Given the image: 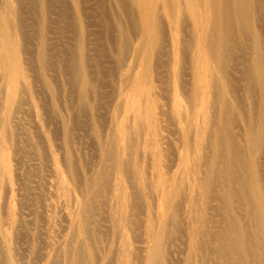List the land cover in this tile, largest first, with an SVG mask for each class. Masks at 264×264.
Here are the masks:
<instances>
[{
    "label": "bare ground",
    "instance_id": "6f19581e",
    "mask_svg": "<svg viewBox=\"0 0 264 264\" xmlns=\"http://www.w3.org/2000/svg\"><path fill=\"white\" fill-rule=\"evenodd\" d=\"M86 1L64 0L59 4L58 0H0V180L11 185L12 177L18 176H12L8 167L9 151L11 157L38 160L37 164L22 163L25 176L19 183L21 189H17L23 190L18 201L23 207L27 195L32 194L30 178L41 177L48 167L51 181L40 185L45 193L37 203L55 199L49 203L53 214L46 219L51 232H56L53 217L60 212L70 223L66 264H165L168 255L163 246L173 240L172 232L181 228L191 247L189 264H264V0H109L113 21V26L108 21L113 33L112 41H108L112 44L110 61L102 60L104 55L98 47L92 54L95 47L90 49L91 42L88 44L92 34L86 20L93 16L88 12L93 6L89 3L90 8ZM102 5L100 8H107ZM27 7L36 8L39 23V35L32 43L36 66L28 57L34 56L26 44L29 26L26 31L23 28ZM104 13L101 19L96 17L107 23L109 18ZM49 33L54 37L49 38ZM65 38L68 43L70 39V46L61 44ZM105 61L111 70L103 69ZM57 74L64 78L67 103L60 99L63 96L61 85H56ZM102 76L111 78L109 83L105 85ZM106 86L111 88L107 92L110 94L101 90ZM110 107L113 112L109 114ZM103 110L110 115L108 132H100L101 122L95 134L90 130L93 136L89 135V146L95 152L78 164L79 156L71 144L79 138L72 136V130L76 125L83 129L84 124L87 129L88 122L83 119L89 116L87 121L97 112L104 116ZM48 111L54 117L52 121ZM28 117L37 127L34 132H27ZM18 125L22 130L15 129ZM47 125L58 126L56 131L64 135L60 163L47 141ZM169 129L181 139L178 160L184 161L181 173L171 178L166 176L175 168L174 163H160L158 151L144 149L158 147L161 141L169 144L170 136L165 134ZM56 131H52L55 137ZM25 135L28 145H19L18 138ZM29 146H41L45 152L30 151ZM143 159L159 173L144 170ZM189 159L192 165L187 164ZM160 167H166V172ZM154 177H158V185ZM8 184L0 183V191L4 190L3 202L14 221L15 214L21 217V212L12 207L13 189ZM150 194L153 200H160L161 206L175 212L169 215L166 211L165 216L161 211L158 216L147 208L142 213L144 195L150 198ZM180 208L185 210L186 228L179 222ZM100 210L112 222V243L101 240L98 234L103 232L98 221ZM210 211L215 212L212 226L207 216ZM141 213L146 216L144 221ZM1 221L0 216V262L13 264L9 246L12 240H20L19 233L9 237ZM19 222L25 220L21 217ZM141 225L146 229L142 240L145 245L134 252L132 241L138 240L135 233ZM124 226L132 232L130 239L121 230ZM41 234L35 237L39 253L46 241ZM105 243L107 250L100 252L98 248ZM114 244L116 252L111 249ZM198 252L201 254L196 259ZM42 255L48 264H57L56 258Z\"/></svg>",
    "mask_w": 264,
    "mask_h": 264
},
{
    "label": "rangeland",
    "instance_id": "374dc122",
    "mask_svg": "<svg viewBox=\"0 0 264 264\" xmlns=\"http://www.w3.org/2000/svg\"><path fill=\"white\" fill-rule=\"evenodd\" d=\"M60 3L59 4H61V2L62 1H64V0H58ZM94 1V2H93ZM101 1H104L103 3H105V4H103V5H105V6H107V8H105L102 4H101ZM130 1V0H129ZM132 1V0H131ZM99 2H100V4H99ZM89 3H91V5L94 7H92ZM95 3V4H94ZM86 4L87 5H90V8L91 9H88V12H90L89 13V15H93L92 17H90V18H87V20L86 21H88V22H86V27H87V29L89 30V32H90V34H92V35H89V37L88 38H90V40L89 39H87L89 42H88V44H90V42H91V44H90V49H93L92 47H98V49H99V52H100V54H102V56H103V58H102V60H104V59H106V60H108V61H110L111 59H112V47H110V46H112V44H110L108 41H112V35H113V33H112V30H110V29H108L111 25V23H112V26H113V21H112V17H111V11H112V9H111V7L109 6V0H97V3L95 2V0H87L86 1ZM94 4V5H93ZM98 4V5H97ZM99 5H102L103 6V8H104V10H105V13H104V10H103V8H100V6ZM97 6V7H96ZM89 7V6H88ZM33 8V7H32ZM31 8V10H30V7H29V9H28V7H27V12H26V8H25V14H28V15H25L24 13H23V18H24V20H23V28H24V30L26 31V29L28 28L27 26H29V28L27 29V32H25V34H26V36L28 37H26V44H27V42L29 43V44H27V46H29V49H28V51H29V54L30 53H32V54H30V55H34L33 53H34V48H35V43H36V40H37V36L39 35V33H38V30H39V23H38V19H37V10H36V8L35 9H32ZM100 8V9H99ZM103 10V11H102ZM106 10L108 11V12H106ZM135 10H136V8H135ZM162 10H163V12L165 13V14H167L166 13V10H167V8L165 7V6H162ZM29 11V12H28ZM97 11V12H96ZM36 12V13H35ZM104 13V15L106 16L107 15V17H106V19H108L107 20V23L106 22H102L101 20V22L99 21V18L101 19V16L103 15V13ZM92 13V14H91ZM93 13H95V14H93ZM97 13H99V14H97ZM107 13V14H106ZM31 14H33L32 15V17L30 18V16H31ZM99 15V16H98ZM101 15V16H100ZM28 16V17H27ZM53 16V15H52ZM96 16H98V17H96ZM109 16V17H108ZM26 17H27V19H26ZM54 17V16H53ZM31 20H30V19ZM35 18V19H34ZM111 18V19H110ZM29 20V21H28ZM36 21V23H34V22H31V21ZM97 20H98V22H97ZM109 20H111L110 22L111 23H109L108 24V21ZM126 21H129V19H127ZM92 22V23H91ZM87 23H89V25L91 24V26H89V25H87ZM94 23V24H93ZM128 23L129 22H127V25H128ZM30 24V25H29ZM92 24H93V26L94 25H97V26H92ZM27 25V26H26ZM34 25V26H33ZM107 25H109V26H107ZM129 25H130V23H129ZM55 26H57V23H55ZM99 26H101L100 28H99ZM105 28H104V27ZM34 27H37V28H34ZM23 28H22V31H23ZM31 28H33V30L31 29ZM98 28V29H97ZM101 28H103V31H102V29ZM31 29V30H30ZM35 29H36V32H35ZM91 29H94L95 30V32L93 31V30H91ZM98 31H97V30ZM108 29V30H107ZM112 29V28H111ZM28 30H30V31H28ZM57 30V29H56ZM92 32H91V31ZM99 30H101V31H99ZM108 31H110L109 33H108ZM34 35H32V34ZM94 33H96V34H98V35H94ZM110 33H112V34H110ZM68 34V33H67ZM107 34V35H106ZM31 35V36H30ZM49 38H51V37H54V35L53 34H51V33H49ZM69 36H70V34H69ZM94 36V37H93ZM96 36H98L99 37V39H97L98 37H96ZM108 36H111V37H108ZM91 37H92V40H91ZM96 37V38H95ZM104 39H103V38ZM105 37H107V38H105ZM100 38H102V39H100ZM111 39V40H108V39ZM94 39V40H93ZM97 39V40H96ZM65 40H67V42L65 41ZM65 40H64V43L62 42L61 44H63L64 46H70L69 44H70V39H69V43H68V39H66L65 38ZM96 40V41H95ZM99 40V41H98ZM105 40V41H104ZM25 41V40H24ZM56 41H58V42H61L60 40H57V38H56ZM92 41H93V43H92ZM95 41V42H94ZM150 41V38L148 39V41H147V44H148V42ZM106 42V43H105ZM32 43H34V44H32ZM106 44V46L108 47H106L105 46V44L103 45L104 46V48H103V46L102 45H100V44ZM60 44V45H61ZM94 46H93V45ZM146 44V45H147ZM31 45V46H30ZM62 45V46H63ZM95 45H97V46H95ZM98 45H100V46H98ZM61 46V47H62ZM63 46V47H64ZM102 46V47H101ZM101 47V48H100ZM65 48V47H64ZM93 49L94 51L92 52V54H95V52L97 51L98 52V49L96 48V49ZM103 48V49H102ZM102 49V50H101ZM101 50V51H100ZM107 51V53L105 52V51ZM33 51V52H32ZM105 52V54H107L108 55V57H105V56H107V55H105L103 52ZM146 51L144 50V53H145ZM55 52H53L52 54H54ZM62 55V54H61ZM64 55V57H65V54H63ZM93 56V55H92ZM28 57L29 58H31V62L32 63H35V55L34 56H29L28 55ZM34 57V58H33ZM108 58V59H107ZM32 59H33V61H32ZM52 59L54 60V61H56V58L54 57V56H52ZM107 61H105L104 63H103V69H108V70H106V71H109V70H111L110 68H107L108 66H110V64L108 63ZM107 64V65H106ZM34 65V64H33ZM35 66H36V63H35ZM34 66V69H36V70H34L35 72L36 71H38L37 73H36V75H38L39 76V78H40V71H39V69L37 68V67H35ZM106 66V67H105ZM59 68V67H58ZM58 68H57V71H58ZM153 69V68H152ZM34 71H31L32 73L34 72ZM105 71V70H104ZM50 73H54V72H50ZM235 74L236 75H238L236 72H235ZM37 76V77H38ZM239 76V75H238ZM37 77H36V79H37ZM57 77V78H56ZM56 77H54V79L55 80H57V82H59V83H56V81H55V83H56V85H58L59 84V86L58 87H60V85H61V87L59 88L61 91H62V96H63V98H61L60 97V99L62 100V101H64L65 103H67L68 102V100H66V99H68V97H67V95H66V93H64V78H63V76L61 75V74H59V76H58V74L56 75ZM103 78H101V81L103 80V81H105V85L107 84V83H109L108 82V80H110L108 77H106L105 78V76H102ZM154 77V76H153ZM108 78V79H107ZM41 79V78H40ZM58 79H59V81H58ZM105 79V80H104ZM39 80H37V85H38V83L40 84V82H38ZM107 81V82H106ZM61 82V83H60ZM114 84V83H113ZM153 84H155V85H159V82H156L155 83V81H154V83ZM104 86V85H103ZM109 86V85H108ZM108 86H106V87H104V89H101L102 91H104L105 92V90H106V94H110V93H107L108 91H109V89H111L110 87H109V89H108ZM112 87V86H111ZM113 88V87H112ZM110 92V91H109ZM57 97V96H56ZM49 99V97L47 98V101H49L48 100ZM106 99H108L107 97H106ZM69 104V103H68ZM28 110V109H27ZM106 110H108V109H106ZM108 111H110L109 112V114L110 113H112L113 112V110H112V108L110 107L109 108V110ZM29 112H30V110H29ZM51 112V111H50ZM103 113H104V116L101 114L100 115V112H97V115H98V113H99V118H101V116H102V119L104 120V119H106V122H102L98 117H97V115H94L93 117L92 116H90V119H88L87 121H86V118H89V116L88 117H86L85 119H83L84 120V122L86 123V122H88V123H86V127H87V129L85 128V124H84V128L82 129L81 127H78L77 125L76 126H74V128H73V130H72V136H74L75 137V135H76V137H78L79 139H74L73 141V143L71 144V146H72V148H75L76 149V155L77 156H79V157H77V161H78V164L82 161L83 162V160H86V158H88L89 156H93L92 155V153H94L95 152V149H92L91 148V146L92 145H90L89 146V143L90 144H92V140L90 139V137H89V135L91 134H95V129H100L99 127H100V122L102 123L101 125H102V127H101V133L102 134H104L103 133V131H106V133L108 132V130H107V127H108V123H109V119H110V115H106V111H102ZM48 119L49 120H51L52 121V119H54V117L49 113V111H48ZM97 118V119H96ZM107 118H108V120H107ZM100 120V121H99ZM96 121H99V125L97 124L98 122H96ZM94 122V123H93ZM87 124H90V126L89 125H87ZM92 124V125H91ZM106 124V126H105V128H104V126L103 125H105ZM26 125V127L28 128V130H27V132H29V129L32 131V132H34L35 130H37V127H34V123H32V121H31V119L28 117V121H27V123L25 124ZM58 125V124H57ZM36 126V125H35ZM60 126V125H59ZM71 126V124L69 125V127ZM92 126H94V127H92ZM166 126H168L171 130L172 129H175V127H173L172 125H167L166 124ZM34 127V128H33ZM53 127H55L54 125H47V126H45V128H44V130H45V134H46V137H47V141H48V143H49V145H50V147H51V149H52V152H53V157L57 160V162H61V159H62V157L61 156H63V152H62V150H61V146H62V144H63V141H64V135H63V133H61V131H60V133H58L56 130H59V129H57V127L58 126H56V128H53ZM61 127V126H60ZM76 127L78 128V129H76ZM26 128V129H27ZM89 128V129H88ZM15 129L16 130H22L21 129V126L20 125H18V127L16 126L15 127ZM52 129H54V130H52ZM105 129V130H104ZM169 129V131H166L165 132V134L167 135V136H170L169 138H170V142H169V144H167V143H165V142H163L162 143V141L159 143V145H158V147H156V146H154V148L153 147H151V146H145L144 147V149L146 148L147 150H149V151H151V152H155V151H158L159 152V156H158V161L160 160V163H163V164H170V163H174V165H175V168L174 169H172L171 170V172H169L168 173V175L166 176V177H168V178H171V177H173V176H177V175H179L180 173H181V170H182V167L184 166V164H183V162L184 161H182V160H178V155L180 154V152L182 151L181 149H180V144H179V142L181 141V139H179V137H178V135L176 134V133H173L174 131H172V133H170V130ZM61 130V129H60ZM93 132H91V131ZM103 130V131H102ZM167 130H168V128H167ZM52 131H56V133H57V135L58 136H54V134H52L53 132ZM77 132V133H76ZM86 132V133H85ZM90 132V133H89ZM168 132V133H167ZM89 133V134H88ZM88 136H87V135ZM171 134V135H170ZM173 134V135H172ZM63 135V136H62ZM85 135V136H84ZM93 136V135H92ZM26 137H27V135H25L24 137H19L18 138V144L19 145H28L27 143H26ZM57 138V139H55V138ZM22 138V139H21ZM171 138H172V140H171ZM177 139H178V141H177ZM83 140H85L84 142H83ZM91 140V141H90ZM90 141V142H89ZM83 142V143H82ZM14 143V142H13ZM26 143V144H25ZM55 143V144H54ZM57 143H58V145H57ZM88 143V144H87ZM170 143H171V145H170ZM181 143V142H180ZM14 144H17V141L14 143ZM171 147H170V146ZM59 146V147H58ZM163 146H165V150H163L164 149V147ZM30 147V146H29ZM83 147V148H82ZM31 149V150H30ZM30 151H35V150H39V152H41V154H43L44 152H45V149L44 148H42L41 146H39V148H34V147H30ZM173 149H174V151H173ZM168 150V151H167ZM171 151H173V152H171ZM7 152V151H6ZM81 152L83 153V156L81 157ZM164 152V153H163ZM175 152V153H174ZM172 153H174V154H172ZM9 156H8V160H9V162H10V164L8 165V167L11 169V175L13 176L15 173H18V176L15 174V176H13L12 177V183H11V185H10V182H9V184H8V182L5 180V179H3V181L4 182H2L1 180H0V183H3L4 185H6V184H8V185H10V187H12V189H13V192H12V201H13V203H12V207H13V209H14V211L15 212H18V211H20L21 212V217L25 220V222H23V223H21V222H19V220L21 219V217L20 216H18L17 214H15V216H14V221H13V219H12V216H11V211H10V209L8 208V206L6 205V204H4V199H3V195H4V190H1L0 191V216H1V218H2V221H1V223L3 222L4 223V229H5V232L8 234V236L9 237H11V238H13L14 236L13 235H16V234H18L19 233V236L18 237H20L19 239L20 240H18V238H17V241H13L12 240V242H11V244H10V246H9V250L11 251V254H12V259H13V261H14V263L13 264H48L45 260H44V256L42 255V253L44 254V255H46V254H48L49 255V257H51V258H56L57 259V264H66V257H64V251L67 249V244H68V242L71 240V232H69L68 231V227H70V223H69V221H66V220H64V219H66L65 218V215L64 214H61V212L60 213H58L57 214V217L55 218V217H53V221H54V227H55V229H53V231L55 230L56 232H51L50 231V229H51V227L48 225V223L46 222V219H48V217L49 216H51L53 213H52V210H53V208L50 206L54 201H55V199H53L52 198V200H49L48 199V202L47 203H37V202H39V201H37V200H39V198H40V195H43L44 193H45V190L43 189V188H40V185H42V186H44V184H47L46 183V181L47 182H49L50 183V181H51V178L48 176L49 175V170L47 169L48 167H46L45 168V171L43 172V174L41 175V177H38V176H34L35 178L33 179V180H31V178H30V184H31V193L32 194H28L27 195V198H26V202H25V205H23V207H21L20 205H18V201L19 200H21V197H22V194H23V190H18L17 188H20L21 189V186H20V184H21V179H23V177L25 176L24 174H23V170H25V168H23V164L22 163H24V162H26V161H30L31 163H33V164H37L38 163V160L36 159V158H27V157H25V156H15L14 157V155L12 154V156L13 157H11V152L9 151L8 153H7ZM164 154H167V156L166 155H164ZM61 155V156H60ZM182 155V154H181ZM166 156V157H165ZM157 157V156H156ZM181 157V156H180ZM14 160H13V159ZM18 158V159H17ZM22 159V161L20 162L19 161V159ZM170 158V159H169ZM175 158V159H174ZM20 159V160H21ZM172 159V160H171ZM18 160V162L17 163H19V164H17L16 163V161ZM94 160V158H92L91 159V161H93ZM164 160V161H163ZM90 161V162H91ZM95 161V160H94ZM81 162V163H82ZM146 162V163H145ZM142 165H143V168H146V169H144V170H148V172H151L152 173V171H153V173H159V170H155L154 168H151V166L148 164L149 163V161H147V160H145V159H143V161H142ZM90 164V163H89ZM187 164H190V165H192V163H191V160L189 159L188 160V163ZM21 165V166H20ZM19 167V168H18ZM159 169V168H158ZM160 169H162V171L165 173L166 172V170H167V168L166 167H160ZM13 170V171H12ZM31 174V173H30ZM190 176V175H189ZM4 178V177H3ZM14 178V179H13ZM154 182H155V184L156 185H158V177H154ZM20 183V184H19ZM191 185L193 184L192 183V180H191ZM1 186H3V185H1ZM4 188H6V187H4ZM11 189V190H12ZM149 189V188H148ZM180 189V188H179ZM178 189V191H180ZM148 191V190H147ZM19 194V195H18ZM148 196H149V193L147 194ZM147 195H144V201L145 202H147V203H145V202H143L142 203V206H141V210H142V213H144L145 212V210L148 208V209H150L151 211H153V212H155V213H158V216H159V214H161V211L165 214V216H167V212L166 211H168V214L170 213V214H172V212H175V211H173V208H172V210L171 209H167V207H165V205H163V206H161L160 205V200H153L154 198H152V195H151V197L149 198ZM145 196H146V198L147 199H145ZM43 198H44V196H43ZM147 200V201H146ZM44 201H45V199H44ZM3 202V203H2ZM32 202V203H31ZM29 203V204H28ZM49 203H50V205H49ZM157 203V204H156ZM3 204V205H2ZM55 204L57 205V202H55ZM147 205V207L146 206H143V205ZM5 205V206H4ZM29 205V206H28ZM6 207V208H4V207ZM27 206V207H26ZM50 206V207H49ZM185 207V204H184V202L181 204V207ZM25 207V208H24ZM57 207H60V205H58ZM143 207H145V208H143ZM183 207V208H184ZM4 210H3V209ZM20 208V209H19ZM51 208V212L49 211V209ZM181 209L180 208V211H178V212H181L182 210H184V209ZM6 209V210H5ZM29 209V210H28ZM70 209H72L71 208V206H69V208L67 209V210H69L70 211ZM165 209H167V210H165ZM4 211H5V213H4ZM172 211V212H171ZM7 212V213H6ZM24 212V213H23ZM40 212H41V216L44 218H41V216H40ZM184 212H185V210H184ZM183 211L181 212V214L180 213H178V214H180V218H179V216H177V218H179V222L181 223V227H183V228H186L187 227V225H188V222H187V218L185 217V213H184ZM4 213V214H3ZM26 213V214H25ZM28 213H30V215H27ZM141 213V217H143L144 215ZM184 213V214H183ZM209 213V212H208ZM3 214V215H2ZM7 215V217H6V215ZM101 214L103 215L102 217V219L100 220V218H101ZM169 214V215H170ZM213 214H215V212L214 211H210V213L209 214H207V216H208V218H210V219H208V221L210 220V226H212V224H211V222L212 221H214V220H212L213 219V217H215V215L213 216ZM62 215H63V217H62ZM184 215V216H183ZM107 217V214L106 213H103V210H100V212H99V217H98V221H99V228H100V230L102 231L103 230V232H99L98 234H99V236L101 237V240H103V241H108L109 243H112V239L114 238V234L112 233V229H111V227H112V222H110L109 221V217H107V218H105V217ZM157 216V217H158ZM156 217V216H155ZM18 218H20L19 220H18ZM146 218V216H144L143 218H142V221H144V219ZM104 219V220H103ZM136 219H137V217H136ZM6 220V221H5ZM30 220V221H29ZM107 220V221H106ZM183 220V221H182ZM45 223H44V222ZM7 222V223H6ZM9 222V223H8ZM29 222V223H28ZM155 223H156V220H155ZM180 223L178 224V225H180ZM9 224V225H8ZM214 224H215V222H214ZM213 224V225H214ZM18 225V226H17ZM22 225V226H21ZM44 226V227H43ZM63 226H65V227H63ZM23 227V228H22ZM63 227V228H62ZM110 227V228H109ZM180 227V226H179ZM212 228H214V226L212 227ZM64 229V230H63ZM23 230V231H22ZM38 230H40L39 232H38ZM121 230H123L124 231V233H125V235H127V237L130 239V236H131V234H132V232H131V230L129 229V227H127V226H124L123 228H121ZM118 231V232H120V233H122V231ZM142 230V231H141ZM171 230H172V228H171ZM178 230V229H177ZM176 230V231H177ZM43 233H42V232ZM63 231V232H62ZM109 231V232H108ZM176 231H174V232H172V234H173V236L172 237H174V238H171V239H173V240H169V241H166V243L164 244L165 246H163L164 248H165V252H166V256L168 255V258L166 257L165 259H168V261L166 260L165 261V264H189L188 262H187V260H188V254H189V251H191V247H190V245H188V243H187V241H186V238H185V236H186V232H184L183 233V231H182V228L180 229V231H182L181 233H179L178 231L176 232ZM15 232V233H14ZM22 232V233H21ZM145 232H146V229H145V226L144 225H141L138 229H136V233H135V235L137 234V237H138V235H139V237H138V240L136 241V239H134V242L132 241V245H134V252H138V250H140L139 248H142V247H144V243L142 242V240L144 239V236L146 237V235H145ZM38 233L39 234H41L42 235V237H44L45 239H46V241H43V244L40 246V251H41V253H39V248L37 249V247H38V244H37V241H36V239H35V237L38 235ZM45 233V234H44ZM22 234V236H25V237H22V236H20ZM37 234V235H36ZM51 234V235H50ZM171 234V235H172ZM59 235V236H58ZM17 237V236H16ZM23 238V239H22ZM134 238H136V237H134ZM164 238V237H163ZM141 241H140V240ZM19 241V242H18ZM106 241V242H107ZM140 241V242H139ZM172 243H171V242ZM184 241H185V243H184ZM107 242V243H108ZM168 242H170V243H168ZM183 242V243H182ZM107 243H105L102 247H99L98 248V250L100 251V252H103L104 250H107ZM168 243V244H167ZM35 244H36V246H35ZM51 244V245H50ZM169 247H167V246ZM135 246H138L137 248H135ZM21 247V248H20ZM105 247V248H104ZM16 248V249H15ZM23 248V249H22ZM58 248V249H57ZM116 248H117V245H115L114 244V248H111L112 249V251H113V249H114V251L116 252ZM180 248H182V250H180ZM26 249V250H25ZM53 249H55V250H53ZM166 249L168 250V252L166 251ZM3 250H4V247H3ZM22 250V251H21ZM25 252H24V251ZM37 251V253L36 254H41V256L39 257V255H36L35 254V252ZM20 252V253H19ZM60 252V253H59ZM107 252V251H106ZM58 253V254H57ZM168 253V254H167ZM2 254H3V252H2V244L0 243V257L2 256ZM60 254H61V256H60ZM104 254H106V253H104ZM103 254V255H104ZM198 255L196 256V259H199V254H201L200 252H198L197 253ZM24 255V256H23ZM21 256H23V257H21ZM36 256H38V257H36ZM113 257V253L112 252H110V254L108 255V258H112ZM40 260V261H38V259ZM43 258V259H42ZM60 258H61V260H60ZM179 258V259H178ZM63 259H65L64 261H65V263L63 262ZM60 260V261H59ZM113 261H116V257H115V259L113 260ZM180 261V262H179ZM196 261V260H195ZM24 262V263H23ZM62 262V263H61ZM0 264H2L1 262H0Z\"/></svg>",
    "mask_w": 264,
    "mask_h": 264
}]
</instances>
